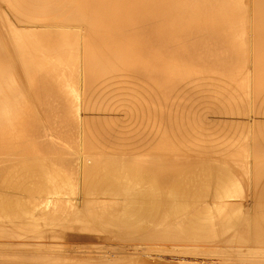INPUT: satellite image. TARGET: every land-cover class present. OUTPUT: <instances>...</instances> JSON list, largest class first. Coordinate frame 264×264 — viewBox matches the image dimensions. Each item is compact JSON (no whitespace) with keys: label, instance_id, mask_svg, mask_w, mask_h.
I'll list each match as a JSON object with an SVG mask.
<instances>
[{"label":"bare ground","instance_id":"obj_1","mask_svg":"<svg viewBox=\"0 0 264 264\" xmlns=\"http://www.w3.org/2000/svg\"><path fill=\"white\" fill-rule=\"evenodd\" d=\"M10 1L0 264H71L51 223L105 234L90 264H264V0Z\"/></svg>","mask_w":264,"mask_h":264},{"label":"rangeland","instance_id":"obj_2","mask_svg":"<svg viewBox=\"0 0 264 264\" xmlns=\"http://www.w3.org/2000/svg\"><path fill=\"white\" fill-rule=\"evenodd\" d=\"M2 1H4V0H0V5L2 4ZM8 1H9V2H12V1H10V0H6V1H4L6 4L3 3V5L0 6V9L3 10V9L5 8V9H6V10H4V11H5V14H7L8 16L10 15L9 18H8V16L6 15V16H7L6 18L11 19V22L14 21L15 25L18 26V24H17L18 22L16 23V21H15L16 18H15V17H14L15 19L12 18V16H13V15H11V11H12L11 9H12V8L9 9L10 6L8 7V5H9V4L7 3ZM5 5H6L8 8H6ZM8 10H9V11H8ZM13 10H14V9H13ZM4 11H1V12H3V14H4ZM6 11H7V12H6ZM0 15H2V14L0 13ZM19 26H20V25H19ZM19 26H18V27H19ZM19 28H20V27H19ZM83 85H85V84H83ZM58 178L60 179L61 177H57V179H58ZM15 179H16V180H15ZM15 179H13L14 181L11 180L12 182H14L13 184H16L15 181H16L17 183L19 182V179H17V178H15ZM61 179H62V178H61ZM61 179H60V180H61ZM68 188H69L70 191L68 190ZM68 188L63 189V191H64L67 195H68V191H69V192L72 194V195L69 194V196L71 195L73 198H72L71 196L68 197V196L65 195V196L63 197V200L66 199L67 201H69V200L71 199V201H72V200L74 199V202L72 201L73 209H74V208L76 209L77 207L79 208V205H78L77 207H76V206L74 207L75 202L77 203V201H78V200H76V199L78 198V196H77V192H78V191L75 192V191H72V190L70 189V187H68ZM14 191H15V192H14ZM8 192H10V193H14V195H19V194H20L19 192H21V190H19V191L17 192L16 190H12V189H10ZM73 192H74V193H73ZM75 193H76V194H75ZM74 194H75V196H73ZM74 197H75V198H74ZM61 203H62V202H61ZM65 203H66V205H67V203H70V201H69V202H64L63 206H62V204H59V206L64 207ZM66 205H65V207H67ZM59 206H58L57 208L61 211L62 208L59 207ZM14 207H15V206H13L12 209H10L11 211L9 210L8 212H9V213H10V212L12 213V212L19 211V209H20L19 206H16V208H14ZM65 207H64V208H65ZM68 207H69V206H68ZM68 207H67V208H68ZM60 208H61V209H60ZM64 208H63V209H64ZM67 208H65V209H67ZM58 209H57V211H59ZM73 209H72V210H73ZM69 210H71V207L69 208ZM72 210H71V212L67 210V211L70 213L69 217L71 216V213L73 212ZM60 211L55 213L57 216H56L55 214H54V216H52V218H53L52 221H54L55 216H56L55 220H59L60 217H61V218L63 217L62 220L60 219V222L62 221L63 223H64V221L66 220L65 218H67V220H69V218H68V217H65V215L59 217L57 213H60ZM63 211H64V210H63ZM4 212H5V210L0 209L1 216L3 215L2 217L0 216V222H1V218H4V220L2 219V220H3L2 222H5V223H6V220H8L7 222H9V225H8V223H6V224H7V227H8L7 229L9 230V232H11V231L15 232L17 228H18L20 231H19L18 229H17V230H18L19 232H21V231L23 230V229L21 228V225H22V224H26V223H23V220H18V219H20V218H18V219H17V218H13V215H11V217H10V216L8 215L9 213H8L7 211H6V212H7V215H5L6 213H4ZM18 213H19V212H18ZM18 213H17V214H18ZM64 213H66V210H65V212H63V214H64ZM69 213H66V215H68ZM19 214H20V213H19ZM60 214L63 215L62 212H61ZM7 216H9V217H7ZM58 217H59V218H58ZM57 218H58V219H57ZM13 219H14V220H13ZM16 219H17V220H16ZM63 220H64V221H63ZM11 221H12V222L15 221V223H14V224H13V223L10 224ZM20 221L22 222V224H21ZM16 222H18V223L20 222L19 225H17ZM24 222H26V221H24ZM65 222H66V221H65ZM67 222H68V221H67ZM69 222H70V220H69ZM58 223H59V221H58ZM3 224H4V223H3ZM6 224H5V226H6ZM47 224H48V223H47ZM47 224H46V225H47ZM65 224H67L66 226H68V224H70V223H64V224H60V223H59V224H57L56 226H53L52 223H51V224H50L51 226H49V224L47 225L49 228H48L47 226L45 227V229L48 228L47 231L52 230V229H55L56 232H59V233H60L59 236H61V238L58 237L56 240H52V239L49 238V237H50L51 233H52L54 230L51 231V232H47V231H46V232H45L46 234H44L45 239H43V240H44V244L46 245V248L43 249V250H47V251H49V254H50V255H54V254H56V253L59 255V253L61 252L60 255H61V254L66 255L65 258L67 259V261H68V259H69L68 262L71 263V264H73V263L71 262V260H74V261L76 260V261H75L76 264H79L81 261H85V262H83V263H85V264H90V263H91V261H90L91 259H93V260L96 259L95 261L97 262V261H98L97 259H99V258H98L99 255H98V257H97V252L99 253L100 250H103L102 248L107 247V245H105V243H104V241H103V236H104L105 234L102 233V231H100V230L87 231V232L85 231V233H84V231H83V232H82V231L78 232V231H74V230H73V231H71V232L74 233V235H73V233L70 234V231H69V232H68V231L66 232V230H64V228L66 227ZM10 225H11V226H10ZM9 227H10V228H9ZM12 227H13L15 230H14ZM50 227H51V228H50ZM5 228H6V227H5ZM7 229H6V231H7ZM62 230H63V232H62ZM18 231H16V233L19 234ZM97 231H98V232H97ZM22 232H24V231H22ZM94 232H95V233H94ZM76 233H77V234H76ZM20 234H21V233H20ZM24 234H25V233H24ZM52 234H53V233H52ZM82 234H83V235H82ZM68 235H69V236H68ZM88 235H89V236H88ZM83 237H84V238H83ZM1 239L4 240V239H7V238H1ZM50 239H51V240H50ZM73 239H74L75 241H74ZM10 240L12 241L13 238L10 239ZM14 240H15V239H14ZM14 240H13V241H14ZM16 240L18 241V239H16ZM72 240H73V241H72ZM76 240H77V241H76ZM80 240H81V241H80ZM88 240H89V241L91 240V242H89ZM92 240H93L95 243H94ZM17 241H15V242L18 243ZM49 241H53L54 243H51V242H49ZM68 241H69V242H68ZM70 241H71V242H70ZM42 242H43V241H42ZM47 242H48V243H47ZM55 242H56V243H55ZM59 242H60V243H59ZM79 242H80V243H79ZM145 242H146V241H145ZM145 242L141 241V243H139V242H137V243H139L140 245H142V247H143V245H144L143 248H145V244H146V246L148 245V243H147V242L145 243ZM63 243H65V245H63ZM91 243H93L94 245H92ZM109 243H110V244H114V245L116 244L115 241H109V242L107 241V244H109ZM143 243H144V244H143ZM156 243H158V241L155 242V244H156ZM66 244H67V246H66ZM72 244L75 245V246H73ZM158 244H159V243H158ZM161 244H162V243L160 242V245H161ZM70 245H71V246H70ZM78 245H79V246L81 245V246L79 247ZM135 245H136V244H135ZM257 245H258V244H257ZM257 245L253 246L254 248L250 247V251H251V250H252V251H254V250L257 251V250H259L260 247H261V245H260V247H258L259 245H258V246H257ZM53 246H54V247H53ZM63 246H64V247H63ZM77 246H78L79 248H76ZM86 246H87V247H86ZM156 246L158 247V249L160 248L159 245H155V247H154L155 249H156ZM256 246H257V248H256ZM52 247H53V248H52ZM72 247L75 248V249H73ZM93 247H94V248H93ZM95 247H96V249H95ZM128 247H129V246H128ZM85 248H86V249H85ZM89 248H90V249H89ZM99 248H100V249H99ZM129 248H131V246H130ZM129 248H128V249H129ZM201 248H202V250H204V247H201ZM65 249H67L68 251H66ZM69 249H70V250H69ZM72 249H73V250H72ZM155 249H154V252H152V253H151V252H145V254L143 253V256H145V255L148 253V254H150V255H147V256H148L147 259L151 258V255H152V259H153V258H156L157 255H159V254H154L155 252H157V251H156L157 249H156V250H155ZM50 250H51V252H50ZM54 250H55V251H54ZM57 250H58V251H57ZM62 250H63V251H62ZM129 250L132 251V248L129 249ZM129 250H128V251H129ZM52 251H53V253H52ZM104 251H105V250H104ZM104 251H103V252H104ZM130 251H129V252H130ZM152 251H153V250H152ZM55 252H56V253H55ZM58 252H59V253H58ZM64 252H67V253H64ZM91 252H92V253H91ZM79 253H80V254H79ZM81 253H82V254H81ZM83 253H84V255H83ZM86 253H88V254H86ZM93 253H94V254H93ZM130 253L133 254V252H130ZM157 253H159V252H157ZM57 254H56V255H57ZM78 254H79V255H78ZM209 254H210L211 257L214 258V259H217V256H219L218 253H214V252L209 253ZM214 254H215V255L218 254V255L215 257ZM154 255H155V256H154ZM212 255H214V256H212ZM135 256H136V255H135ZM135 256H134V255H131L130 258H133V257H135ZM139 256H140V255H139ZM141 256H142V255H141ZM141 256L139 257L140 259H141ZM149 256H150V257H149ZM211 257H209V258H211ZM135 258H136V257H135ZM143 258L145 259L146 256L143 257ZM219 258H220V257H219ZM89 259H90V260H89ZM137 259H138V257H137ZM88 260H89V261H88ZM93 260H92V262H93L92 264H95V263H94L95 261H93ZM149 260H151V259H149ZM77 262H79V263H77ZM87 262H90V263H87ZM83 263H81V264H83Z\"/></svg>","mask_w":264,"mask_h":264}]
</instances>
